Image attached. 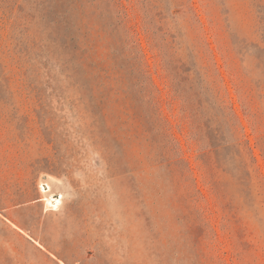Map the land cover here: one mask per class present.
<instances>
[{
  "label": "rangeland",
  "instance_id": "obj_1",
  "mask_svg": "<svg viewBox=\"0 0 264 264\" xmlns=\"http://www.w3.org/2000/svg\"><path fill=\"white\" fill-rule=\"evenodd\" d=\"M68 26L94 115L48 45ZM0 264H264V0H0Z\"/></svg>",
  "mask_w": 264,
  "mask_h": 264
},
{
  "label": "trees",
  "instance_id": "obj_2",
  "mask_svg": "<svg viewBox=\"0 0 264 264\" xmlns=\"http://www.w3.org/2000/svg\"><path fill=\"white\" fill-rule=\"evenodd\" d=\"M68 24V22L66 21ZM83 37L81 35V31L78 29H73L71 26L68 28L59 29L52 33L47 34L48 45L54 46L59 51V60H60V69L61 74L64 76L71 86L76 89H79L82 95H87V106L92 108L93 115L96 114L98 110V106L100 102L93 97V89L89 87V81L83 77L85 74V65L86 61L84 60V52L82 50V46L80 44V39ZM132 43V42H131ZM134 44V43H132ZM43 54V53H41ZM49 63V60L46 61ZM47 65V64H45ZM93 71L95 72L97 69V65L92 63ZM127 68L130 71V75H135L138 86L140 89H146L147 83L151 84L149 77L147 76V65L143 60V56L138 51L131 60H127ZM100 77H95L94 81H97ZM101 79V78H100ZM96 85L99 89L101 86ZM152 92H150V95ZM217 115L222 117V120L217 122V132L219 138H221L222 142H225L226 138V147L228 149H233L236 153L242 157L240 164L238 165V172L240 173V180L250 177V164L247 161V150L248 147L244 149L241 148L243 146V142L240 136V130L242 129L240 125L238 126L233 121L236 119V116L233 113V109L231 107L228 108L227 103L219 98V102L217 103ZM229 110L230 115H226L225 111ZM229 116V117H228ZM227 131V135L224 134V131ZM232 140V143L229 144V141ZM163 142L164 149H171L172 140H169L167 136L163 134ZM246 145V144H245ZM250 153V152H249ZM235 216H233L234 218Z\"/></svg>",
  "mask_w": 264,
  "mask_h": 264
},
{
  "label": "bare ground",
  "instance_id": "obj_3",
  "mask_svg": "<svg viewBox=\"0 0 264 264\" xmlns=\"http://www.w3.org/2000/svg\"><path fill=\"white\" fill-rule=\"evenodd\" d=\"M45 197L43 198V201L45 202L46 206L47 207H51V208H54V209H58V207L61 205V200H62V195L60 194V198L55 201H53V198L50 194H46L44 193Z\"/></svg>",
  "mask_w": 264,
  "mask_h": 264
},
{
  "label": "built area",
  "instance_id": "obj_4",
  "mask_svg": "<svg viewBox=\"0 0 264 264\" xmlns=\"http://www.w3.org/2000/svg\"><path fill=\"white\" fill-rule=\"evenodd\" d=\"M40 189H41V191H42V193H49V187H48V184L46 183V182H42L41 184H40ZM52 196V198H53V201H55V200H57V196L56 195H51ZM59 199V198H58Z\"/></svg>",
  "mask_w": 264,
  "mask_h": 264
}]
</instances>
